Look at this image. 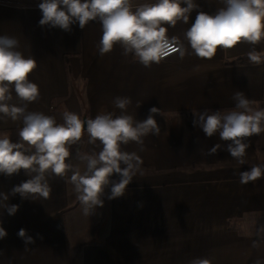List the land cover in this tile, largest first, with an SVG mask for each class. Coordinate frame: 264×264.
I'll return each mask as SVG.
<instances>
[{
    "label": "crops",
    "instance_id": "1",
    "mask_svg": "<svg viewBox=\"0 0 264 264\" xmlns=\"http://www.w3.org/2000/svg\"><path fill=\"white\" fill-rule=\"evenodd\" d=\"M41 2L0 0V35L18 39V50L37 61L29 79L38 85L40 97L28 111L53 116L57 123H63L64 111L94 119L101 112L119 115L113 100L127 96L132 100L127 113L139 121L147 118L150 108L161 110L162 116L155 115L161 132L143 138L144 151L135 142L122 146L141 157L143 175L137 174L122 196L109 199L112 184L120 180L114 173L101 196L103 206L89 216L83 214L70 182L72 172L63 178L47 176V199L10 194L30 179L23 169L11 176L0 174V193L9 194V205H19L15 215L0 209V226L7 232L0 239V264H189L196 258L212 264H254L264 259V236L257 235L264 225V175L247 184L239 177L264 163V132L248 138L246 163L240 165L227 151L207 155L215 144L223 147L228 142L194 127L192 114L234 108L235 91L264 108V40L218 48L211 59L190 54L189 47L184 58L176 53L146 68L132 54L123 55L119 45L101 56L102 30L96 21L84 29L74 24L71 32L40 26ZM194 2L200 8L190 14L189 23L178 22L167 32L186 47L184 33L198 11L211 14L222 6L220 0ZM251 51L260 55V63L250 61ZM13 97L19 104L14 92ZM20 127L21 121L0 120V136L6 134L16 143ZM91 147L85 143L82 150ZM75 151L73 146L66 162L83 173L86 164ZM20 229L35 243L26 246L17 235ZM253 241L259 246L253 248Z\"/></svg>",
    "mask_w": 264,
    "mask_h": 264
},
{
    "label": "clouds",
    "instance_id": "2",
    "mask_svg": "<svg viewBox=\"0 0 264 264\" xmlns=\"http://www.w3.org/2000/svg\"><path fill=\"white\" fill-rule=\"evenodd\" d=\"M220 4L211 14L198 11L184 33L188 47L180 38L169 37L167 32L168 27H175L178 22L189 23L190 14L200 8L194 0H150L138 5L132 0H42L38 5L42 12L39 25L71 32L74 24L84 29L90 21H96L102 30L98 44L101 56L119 45L123 55L132 54L146 68L172 54L184 58L189 47L190 54L211 59L218 48L231 49L241 42L256 45L264 40V0H220ZM18 48V39L0 35V120L22 123L17 132L18 142L13 143L6 134L0 136V174L11 176L23 169L30 179L14 186L10 194H20L25 199H47L51 192L47 176L55 174L63 178L72 172L70 182L83 214L89 216L96 206H103L101 196L114 173L119 174L120 180L112 184L109 199L122 196L133 178L143 175L141 157L136 152L122 150V146L135 142L144 151L143 138L150 134L159 136L161 132L155 119L161 110L152 107L147 118L139 121L127 113L131 98L117 96L113 104L121 110L119 115L101 112L94 119L82 120L78 114L64 111L63 123H57L53 116L28 111V105L40 97L38 85L29 79L37 61L24 56ZM248 55L252 63L261 62L255 51ZM13 92L19 104L13 103ZM232 99L235 101L232 109L192 110L193 126L202 129L209 138L218 134L222 141L228 142L223 147L215 144L207 155L227 151L238 164L244 165L246 149L250 146L248 138L264 132V108L257 107L258 102L242 91H235ZM140 105L137 101L136 107ZM85 135L86 141L82 139ZM85 143L92 146L88 151L82 150ZM73 146H76V158L86 164L83 173L66 162L72 156ZM262 175L264 163L253 165L239 173L240 183L247 184ZM8 199L9 194L0 193V209L15 215L19 205H9ZM17 235L26 246L35 243L25 229H20ZM257 235L264 236V225L257 229ZM6 236V230L0 226V239ZM258 246V241H253L252 247ZM189 264H212V261L196 258ZM254 264H264V259L258 258Z\"/></svg>",
    "mask_w": 264,
    "mask_h": 264
},
{
    "label": "water",
    "instance_id": "3",
    "mask_svg": "<svg viewBox=\"0 0 264 264\" xmlns=\"http://www.w3.org/2000/svg\"><path fill=\"white\" fill-rule=\"evenodd\" d=\"M85 128H86V125H85Z\"/></svg>",
    "mask_w": 264,
    "mask_h": 264
},
{
    "label": "built area",
    "instance_id": "4",
    "mask_svg": "<svg viewBox=\"0 0 264 264\" xmlns=\"http://www.w3.org/2000/svg\"><path fill=\"white\" fill-rule=\"evenodd\" d=\"M173 55V54H172ZM171 56V55H170Z\"/></svg>",
    "mask_w": 264,
    "mask_h": 264
}]
</instances>
